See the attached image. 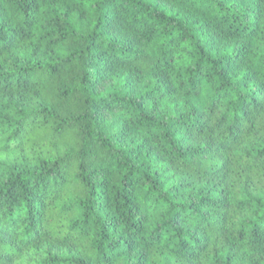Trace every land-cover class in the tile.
<instances>
[{"label": "clouds", "instance_id": "obj_1", "mask_svg": "<svg viewBox=\"0 0 264 264\" xmlns=\"http://www.w3.org/2000/svg\"><path fill=\"white\" fill-rule=\"evenodd\" d=\"M150 5L0 0V264H264V95L187 32L150 42ZM244 13H212L233 54L264 32Z\"/></svg>", "mask_w": 264, "mask_h": 264}, {"label": "trees", "instance_id": "obj_2", "mask_svg": "<svg viewBox=\"0 0 264 264\" xmlns=\"http://www.w3.org/2000/svg\"><path fill=\"white\" fill-rule=\"evenodd\" d=\"M77 2L84 6L79 13V17L83 18L88 12L87 6L90 4V0H77ZM130 2L141 5L144 0H130ZM201 6L207 11H203ZM240 7L245 8V13L242 14V17L233 18V23L229 25L234 32L242 31L236 25L244 15L255 14L258 19L264 21V2L262 0H180L179 5L174 3V0H151L150 7L143 9L149 13V20L155 24L147 38L156 45H162L165 41L171 45L177 38L174 33H179L180 43L183 44L185 43L183 33L187 32L189 48L196 51L198 56L205 57V63L216 68L217 79L229 78L233 73L243 71L244 86L247 87L248 84L254 83L256 93L264 95V83L260 80L262 75L260 59L264 55V32L260 26L258 25L249 34L251 39L233 54L230 48L225 45L224 30L213 22L212 13L219 12L227 15L234 8ZM4 15L3 10H0V16ZM220 19L225 20V16H221ZM121 28L119 18H114L105 25L106 34L111 36L114 42H117V37L121 35ZM133 40L134 38L130 39L128 43L131 44ZM193 40L196 41L195 45L191 43ZM211 57H218V59L213 61ZM99 59L101 67L98 71L104 77H114L116 71L113 70V66L108 64V67H105L108 62L104 60L103 56ZM169 62H172L171 57ZM245 64L247 67H244ZM134 72L137 74L136 80L139 81L142 73L139 69H135ZM153 79L161 86H165L169 82L167 74L164 72L155 73ZM128 83V77H124V85L126 86ZM119 87L121 85L109 80L108 86L104 90L109 91L110 94H115L110 89H119ZM140 107V105L136 106L137 115L140 113ZM128 128L130 129V125ZM142 223H147V220L145 219ZM75 264H88L87 258L77 256Z\"/></svg>", "mask_w": 264, "mask_h": 264}]
</instances>
